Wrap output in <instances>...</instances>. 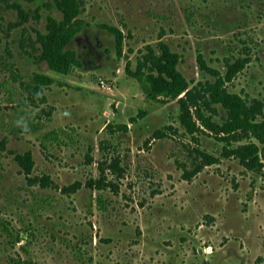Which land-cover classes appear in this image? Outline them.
Instances as JSON below:
<instances>
[{"label":"rangeland","instance_id":"obj_1","mask_svg":"<svg viewBox=\"0 0 264 264\" xmlns=\"http://www.w3.org/2000/svg\"><path fill=\"white\" fill-rule=\"evenodd\" d=\"M50 16L62 19L36 0H0V224L13 235L0 230V263L264 264V171L225 156L209 130L188 133L176 100L147 99L125 72L161 41L190 88L215 80L199 53L222 74L247 60L227 87L264 105V0H88L90 26L70 45L82 67L65 75L41 59ZM103 23L124 33L121 58ZM35 78L52 83L32 105L20 84ZM29 151L27 173L18 159ZM203 154L216 162L203 165ZM43 177L51 186L33 183ZM100 179L102 190L89 186Z\"/></svg>","mask_w":264,"mask_h":264},{"label":"trees","instance_id":"obj_2","mask_svg":"<svg viewBox=\"0 0 264 264\" xmlns=\"http://www.w3.org/2000/svg\"><path fill=\"white\" fill-rule=\"evenodd\" d=\"M40 8L47 10L56 9L62 14L59 21L54 17H48L46 23L47 34L40 40L42 45L41 59L45 61L50 70L55 73L68 74L73 67H82V61L78 58L77 52L70 47L74 38L90 24L81 16L86 10L88 0H36ZM98 27L108 31L115 37L116 52L119 58L123 55L124 33L114 25L99 24ZM159 53L153 47H147L146 53L138 60L136 70L132 69L131 62L128 61L125 67L127 75L135 78L145 96L149 100H176L180 108V120L188 133L194 134L196 131L209 130L219 141L224 142V155L234 157L247 169L263 173L264 171V105L259 101L252 104L236 92L228 89L227 84L245 68L247 60H237L234 63L226 64V72L222 74L218 69L211 67L202 53L198 54L197 62L200 69L214 78L200 86L190 88V84L183 73L179 70L181 56L172 51L168 44L159 42ZM126 58H129L126 56ZM49 78H35L29 82H21L20 86L24 92H28L27 100L29 104L37 105L46 100L45 88L51 85ZM24 104H26L24 102ZM218 107H221L225 114L221 120ZM205 112H209L207 115ZM145 112H140L139 117H143ZM24 129L28 132H36L39 126L32 120H23ZM112 127L109 123L103 129L107 132ZM119 129L126 130L127 125H118ZM56 137L57 131L48 134ZM158 137H164L158 133ZM247 139L245 143L240 141ZM216 159L203 154V165H212ZM19 165L30 173L35 165L33 155L29 151L23 156H19ZM39 182L42 187L51 186V180L47 177L41 178ZM76 187H79L76 184ZM89 186L97 190L104 188L102 179L90 182ZM75 186L63 188L64 192L70 193ZM97 202L105 205L102 195L96 197ZM0 230L8 233L11 229L3 222ZM16 241L21 242V234H17ZM0 264H40L32 260H24L21 257L10 258L7 263Z\"/></svg>","mask_w":264,"mask_h":264},{"label":"built area","instance_id":"obj_3","mask_svg":"<svg viewBox=\"0 0 264 264\" xmlns=\"http://www.w3.org/2000/svg\"><path fill=\"white\" fill-rule=\"evenodd\" d=\"M100 86L105 88L106 87V82L103 81V80H100Z\"/></svg>","mask_w":264,"mask_h":264}]
</instances>
